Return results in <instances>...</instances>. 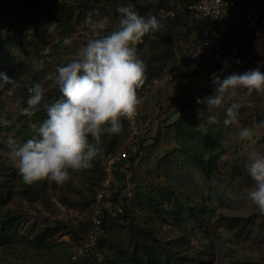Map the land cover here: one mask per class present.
Returning a JSON list of instances; mask_svg holds the SVG:
<instances>
[{
	"label": "rangeland",
	"instance_id": "374dc122",
	"mask_svg": "<svg viewBox=\"0 0 264 264\" xmlns=\"http://www.w3.org/2000/svg\"><path fill=\"white\" fill-rule=\"evenodd\" d=\"M246 1L236 0L233 13L231 12L232 16L229 15L228 19H221L216 33L215 47L226 35L228 25L238 20L237 12H241L240 8ZM66 2L69 5L81 6L76 0H66ZM128 2L129 0H105L94 7L81 9L80 15H72L66 25L62 23L63 13L58 8L47 18L45 26L31 25L28 20L21 19L11 28H0L6 32V35L0 36V76L6 75L9 78L18 79L21 84L12 96L4 92L10 87L9 85L0 88V118L9 121L8 127L0 126V155L2 157L9 158L5 143L9 137L20 142L29 127L32 134H35L38 126L29 121L28 117L20 111V108L24 107L25 94L28 88L36 83L44 86L45 93L56 88L46 77L54 74L58 66L72 59L78 49L90 38L91 33L84 23L88 12H99V16H94V19L108 18V25L103 33L107 34L118 28L120 17L117 9ZM131 2L135 10L136 4L139 7L147 5L148 9L143 15L151 13L159 20L168 13H173L170 9L180 1L167 0L162 4H158L156 0L150 4L140 2V0H131ZM247 5L242 10L246 19L249 18L252 22L264 19V8L258 9ZM53 22L58 24L57 28L49 32L47 26ZM188 27L196 31L191 19L188 21ZM261 37L264 40L263 34ZM260 38L256 40L253 34L251 44L248 39L249 42L246 41L244 49L234 50L224 69L214 73L215 76L223 80L231 74H242L257 67L264 73V48L260 51L258 47ZM185 47L186 44H182V52L176 51L175 61L165 66L160 78L145 81L138 90L141 104L137 115L131 121L123 120L121 132L123 136L120 140L113 142L118 146L116 149L109 151V148L101 147L102 154L92 162V167L81 173H74L63 186L41 181L43 190L39 200L28 201L22 197L19 188L15 189L7 207L13 212L24 214L23 220L16 229L17 236L24 239V242L1 246L0 264L4 262L31 264V260L35 258V253L38 251V248L31 243L36 235L45 229L55 230L53 241L57 244L67 243L69 258L63 264H73L80 255H83L89 244H92L93 239L90 240L88 237L80 242L78 237L73 236L74 234H67L65 230H62L59 223L76 230L81 223L90 221L98 213L101 204L107 209H114V199H110L114 191L117 193L114 203L117 204H130L132 199H145L144 194L138 195L136 187L139 186V181L146 183L148 181L147 185H149L148 177L151 178L158 174V166L164 168L160 174V184L163 183L170 189L167 190L169 194L173 193L172 196L170 195L172 202L165 203L161 212L166 219L165 222L159 220L157 224L158 234L166 245L169 244L174 251L189 252V256L194 257L193 264H201L199 262L201 260L206 264H237L238 261L247 260L264 261V215H261L246 198L247 190L252 184L248 165L254 156H264V141L262 140L264 128H256V125L264 122V96L253 93L250 97H243L242 102L246 106L240 109L239 123L228 127L224 124L221 126L219 137L222 152L216 158L209 178H205L190 159L182 158L184 153L181 150L183 148L180 140L183 137L187 140L186 130L182 131L178 137L177 132L172 131L169 138L170 143L152 152L144 149L153 143L159 129L165 127L170 129L187 112L194 118L190 120V123L195 120L197 122L194 127L195 132L205 133L209 127L206 117L215 113L217 119L223 121L225 109L232 102L226 98L225 108L209 113L206 111L205 104L198 107L199 104L192 98L186 99L191 91L201 85L207 69L215 64L218 54L214 49L206 51L203 61L201 60L195 68H192L190 58L193 51ZM45 48L48 49L47 54L52 49L57 52L49 58L44 54ZM141 51H144L143 48L137 53ZM0 83L3 81L0 80ZM212 84L216 86L213 82V75ZM236 99H240V96L238 95ZM198 112H201L199 118ZM164 118L167 120L163 122ZM243 127L253 129L254 136L251 141H240L236 138L239 129ZM141 140H144V144L140 147L137 143ZM126 153L130 158L135 159L133 168L130 169L131 163L127 162L123 167L114 168L120 169L126 175L125 187L122 189L116 187L112 190L113 192H110L112 182L113 185L118 186L119 176L114 175L113 177L111 174L107 186L105 180L108 174L105 169L111 163H119ZM133 170L136 171L138 184L132 183L129 179ZM146 189L143 188V192ZM161 190L162 194L166 192L163 187ZM102 199L106 200L102 203ZM64 200L74 204L65 205ZM185 203L190 207L197 205L198 209L191 215L185 214V219L168 217L175 204L181 206ZM199 206L207 208L203 211V208ZM137 216L139 219L147 218L148 214L138 212ZM250 216H255L253 224L246 225L243 230H239L240 232L228 229L221 219ZM117 235L118 231L115 233V236ZM73 257L75 260L72 259ZM41 262L48 263L45 260Z\"/></svg>",
	"mask_w": 264,
	"mask_h": 264
},
{
	"label": "trees",
	"instance_id": "16d2710c",
	"mask_svg": "<svg viewBox=\"0 0 264 264\" xmlns=\"http://www.w3.org/2000/svg\"><path fill=\"white\" fill-rule=\"evenodd\" d=\"M153 1L155 0H140V2L149 4ZM156 1L158 4H162L167 0ZM179 1V4L173 5L170 9L173 13H168L163 18L159 19L162 25L160 30L145 36L142 39V42L136 46L137 51L142 48L144 50L138 52L137 55L143 60L146 67L147 78L145 81L160 78L165 70V66L168 63L175 61L176 51L179 53L182 52V44H186L185 49L191 52L196 45L198 31L188 27V21L190 19L188 6L195 3V0ZM76 2H79L81 6L69 5L66 0H0V28H11L21 19L28 20L31 25L40 24L45 26L44 24H47V18L58 8H60L63 13L64 20L62 23L63 25H66L68 19L71 18L72 15H80L82 11L81 9L94 7L98 3L101 4L105 2V0H88V2L87 0H76ZM246 4H248L247 6L257 7L258 9L264 8V0H247L245 2L240 8L241 12H237L238 20L228 25L226 35H224L216 49H214L218 54V59L215 64L207 69L201 85L197 87V89L191 91L186 99L192 98L197 102L198 99L204 100L206 97L213 96L216 91V86L213 84L211 85L212 75L217 71L224 69L234 50L240 51L244 49L245 43L248 39L250 41H248L249 44L252 43L256 27L250 26V19H246L242 13ZM147 9L148 6L145 4L141 7L136 4V10L139 11L138 14L140 15H143ZM231 12L233 13V11ZM230 16H232L231 13ZM215 33H217V30ZM182 39L183 43L181 42ZM206 51L213 50L206 49L202 55V61ZM55 52L57 51L52 49L47 55L51 58L50 56H53ZM27 96L28 91L24 97V106H26ZM59 96L58 89L55 88L45 93L44 100L51 103L58 99ZM201 104L203 103H200L198 107H200ZM28 119L33 124L39 126V124L46 119V113L43 110H40L34 116L28 117ZM166 120L167 118H164L163 122ZM190 120H194V118L187 112L182 119H178L170 129L166 127L159 129L154 137L153 143L144 149H148L152 152L160 146L170 143L169 138L171 137L170 133L172 131H176L178 137L182 131L186 130L185 135L187 136V140L184 137L180 140V145L183 148L181 150L184 153L182 158L186 160L190 159L202 175L205 178H209L213 171L214 162L222 152L219 134L221 133L220 129L223 125V121L218 119L219 122L217 124L209 125L205 133H200L195 132L194 129L195 124L197 123L196 120L193 123H190ZM123 124L124 122L122 123V126ZM31 131L32 130L29 127L25 137L21 139L20 143L26 142L33 136ZM121 136H123L122 133L118 135L105 133L101 137L100 146L103 148H109V151H112V149L118 147L114 145L113 142L117 139L120 140ZM262 140L264 141V136ZM143 142L144 140L139 141L137 143L138 146H143ZM134 160L135 159L130 158L126 153L119 163L112 164L113 177L114 175L119 176V179L116 178L118 179L119 184L118 186H115L112 182L110 192H113L112 190L116 187L119 189L125 187L124 181L126 175L123 174L120 169L114 168L123 167L127 162L131 163L130 169H132ZM163 170V167L158 166V174L154 177L151 176V178L148 177L149 185H147L148 181L147 183L139 181V186L137 185L136 192L138 195L144 194L145 199H132L130 204H117L114 203L117 199V193H114V191L111 194L110 199H114L113 206H115V208L107 209L101 204L98 213L96 214L99 218L98 225H95L93 218L90 219V221L81 223L76 230H73L72 227H68L66 224L59 223V225L62 226V230H65L67 234H74L73 236L78 237L77 239L80 242L88 237L90 240L93 239L92 244H89V247L84 251L83 255H80L79 259L74 261L73 264H193L194 257L189 256V252L182 253V251L172 250L169 244L166 245L165 241H163L158 234V221L165 222L166 220L161 212L163 211L165 203L172 202V199L170 198L173 194L167 192V190L170 189L163 183L162 184L165 187L160 184V174ZM129 179L132 183L138 184L136 171L133 170V174ZM161 187L165 188L167 193L164 191V194H162ZM16 188H19L22 197L28 201L39 200L41 196L40 194L43 190L40 182H37L32 186L23 184L12 161L9 158L0 155V247L17 245L19 243L23 244L24 242V239H21L16 234V229L23 220L24 214L15 211L13 212L7 207L9 199L14 195ZM143 188L147 189L143 192ZM105 200L106 199H102V203ZM63 203L65 205L74 204L70 203L68 200H64ZM185 204H182L181 206L175 204L168 217H170V219L171 217L185 219V214L191 215L196 209H198L197 205L190 207L188 204H186L187 206ZM199 207L203 208V211L207 208L204 206ZM138 212L148 214V216H146L147 218L143 217L139 219L137 216ZM221 219H223L228 229L239 231L243 230L246 225H252L255 216L247 218L225 217ZM178 222L181 223L179 220ZM54 231H51V229H45L36 235L31 244L37 247L38 251L35 253V258L31 260V264H43L41 262L42 260L48 262L45 264H63L65 260L69 258L67 243L61 242L57 244L53 241ZM117 231L118 235L115 236ZM3 261H5V259ZM199 262L201 264H206L203 260ZM3 264L10 263L4 262ZM237 264H264V261L247 260L244 262L238 261Z\"/></svg>",
	"mask_w": 264,
	"mask_h": 264
},
{
	"label": "clouds",
	"instance_id": "9594fccd",
	"mask_svg": "<svg viewBox=\"0 0 264 264\" xmlns=\"http://www.w3.org/2000/svg\"><path fill=\"white\" fill-rule=\"evenodd\" d=\"M118 28L105 33L108 18L94 19L98 11H89L85 25L91 33L86 43L74 57L56 68L46 79L58 89L59 98L49 103L44 100L45 88L36 83L28 88L23 115L32 117L38 111L46 113L35 134L20 143L9 137L5 143L8 156L17 169L22 183L32 186L47 181L57 186L65 185L74 173L92 167V162L102 154L103 134L118 135L123 120H133L141 100L138 90L146 80V67L137 55L136 46L142 39L160 30L157 17L151 13L140 15L131 0L118 7ZM56 23L47 26L55 31ZM6 35L0 30V36ZM154 38V37H153ZM67 43V42H66ZM48 49H44L47 55ZM0 88L9 85L4 92L12 96L21 87L18 79L0 76ZM216 91L213 96L197 103L206 105V111L225 108L226 98L232 101L225 109V127L239 123L240 109L246 105L243 97L253 93L264 96V73L259 67L242 74H231L220 80L213 74ZM242 94V95H241ZM240 96V99H236ZM201 112H198V118ZM209 125L217 124V114L206 117ZM0 126L8 127L9 121L0 118ZM264 128V122L256 125ZM254 131L240 128L236 138L251 141ZM91 138V139H90ZM252 184L247 190V200L264 215V156H254L248 165Z\"/></svg>",
	"mask_w": 264,
	"mask_h": 264
},
{
	"label": "built area",
	"instance_id": "2783aa9c",
	"mask_svg": "<svg viewBox=\"0 0 264 264\" xmlns=\"http://www.w3.org/2000/svg\"><path fill=\"white\" fill-rule=\"evenodd\" d=\"M236 0H195V3L188 6L192 25L198 31V39L190 58V67L195 68L202 60V55L206 49L213 50L215 47L216 33L222 18L228 19L231 11L235 7ZM250 26H255L254 37L257 40L264 34V19L259 22L250 21ZM172 79V76H170ZM108 178L105 180L109 184V177L112 174V163L106 169ZM109 172V173H108ZM105 185V186H106ZM95 225L99 224V218L95 214L93 217ZM75 260V257L72 258Z\"/></svg>",
	"mask_w": 264,
	"mask_h": 264
},
{
	"label": "bare ground",
	"instance_id": "6f19581e",
	"mask_svg": "<svg viewBox=\"0 0 264 264\" xmlns=\"http://www.w3.org/2000/svg\"><path fill=\"white\" fill-rule=\"evenodd\" d=\"M258 47L260 51L264 48V40L262 37L258 40Z\"/></svg>",
	"mask_w": 264,
	"mask_h": 264
},
{
	"label": "crops",
	"instance_id": "0c3cea01",
	"mask_svg": "<svg viewBox=\"0 0 264 264\" xmlns=\"http://www.w3.org/2000/svg\"><path fill=\"white\" fill-rule=\"evenodd\" d=\"M264 35V34H263Z\"/></svg>",
	"mask_w": 264,
	"mask_h": 264
}]
</instances>
